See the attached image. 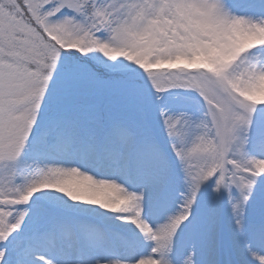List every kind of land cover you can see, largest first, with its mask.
I'll return each instance as SVG.
<instances>
[{"label": "snow or ice", "instance_id": "1", "mask_svg": "<svg viewBox=\"0 0 264 264\" xmlns=\"http://www.w3.org/2000/svg\"><path fill=\"white\" fill-rule=\"evenodd\" d=\"M0 264H264V0H0Z\"/></svg>", "mask_w": 264, "mask_h": 264}]
</instances>
